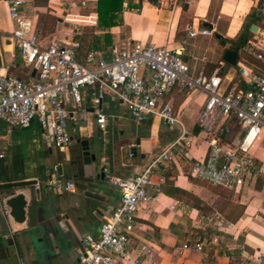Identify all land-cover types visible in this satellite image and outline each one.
<instances>
[{"label": "crops", "instance_id": "obj_1", "mask_svg": "<svg viewBox=\"0 0 264 264\" xmlns=\"http://www.w3.org/2000/svg\"><path fill=\"white\" fill-rule=\"evenodd\" d=\"M78 1L26 0L24 8L32 11L29 16L34 20L35 31L48 38L53 35L55 22L45 34L38 32L37 26L45 11L57 19L65 13L94 11L96 14V0H84L86 6L83 8L78 6ZM218 2L215 18L227 21L221 36L231 40L257 0ZM209 3L210 0H121L117 25L84 28L100 40L106 33L108 46L140 41L178 49L195 71L205 72L208 67L211 73L216 69L223 71L220 76L234 81L238 63L245 62L261 69L250 55L245 57L242 53L235 66L225 62L222 54L228 49L227 42L221 45L216 38L211 41L207 36L186 35L189 27L195 28L208 21ZM260 9L264 13V2ZM208 22V28L215 30L213 22ZM263 22L262 19L260 24ZM260 24H251L255 28L250 41L257 39V32L262 29ZM13 26L7 15L6 1L0 0V67L9 75L25 78L28 68L21 63L18 50L9 38ZM192 56L196 60L191 59ZM179 92L182 93L173 87L165 99L175 108H183L181 119L188 122L187 128L192 135L190 152L193 157L203 156L207 144L201 139V133L191 131L203 96L197 95V99L188 102L190 96L184 95L175 104L174 95ZM119 106L123 107L121 116L135 127L133 136H123L122 128L114 132V119L120 117ZM101 108L106 117V132L101 134L97 130L91 107L87 106L77 115V133L61 149L53 146L50 130L40 128L35 121L24 128L9 127L0 121V150L4 153L0 159V184L37 180L38 185L37 188L34 185L0 188V198L22 193L27 202L21 223H7L0 209V264H78V252L84 248L81 239L86 234L95 235L99 223L119 201L118 189L106 176L126 178L139 173L168 143L166 138L172 128L160 129L164 124L158 117L135 123L124 106L110 95L102 100ZM93 133L103 144L98 155L100 163L83 164L80 140L86 139L94 145ZM249 153L264 168V133L250 146ZM54 163L59 166L60 177L73 183L72 189L56 193L45 186L46 170ZM101 165L104 166L102 178L96 176ZM168 169L167 177L162 172L154 174V179L162 177L159 190L151 192L150 198L139 204L135 213L132 243L145 242L153 252V257L141 264H264V174L245 179L238 190H225L192 178L188 173L189 162L181 157H176ZM215 217H221L230 227L217 228L213 223ZM196 234L216 236L219 242L203 254L178 250L182 242L193 239Z\"/></svg>", "mask_w": 264, "mask_h": 264}, {"label": "built area", "instance_id": "obj_2", "mask_svg": "<svg viewBox=\"0 0 264 264\" xmlns=\"http://www.w3.org/2000/svg\"><path fill=\"white\" fill-rule=\"evenodd\" d=\"M5 1L8 18L14 24L9 38L29 72L20 78L0 67V121L5 125L24 128L35 121L40 128L50 130L53 146L61 149L77 133V115L87 106L97 130L106 132L101 103L110 95L135 123L156 116L169 129L174 125L179 129L139 173L126 178L106 176L118 189L119 201L99 223L95 235L83 236L78 264H141L153 257L147 243H132L135 213L151 192L159 190L162 177L154 179V174L168 168L176 157L189 162L192 178L225 190H238L245 179L264 174L263 164L249 153L250 146L264 133V28L258 30L257 39L248 40L241 48L261 69L238 63L234 81L220 76L216 69L209 75L201 69L195 71L181 51L165 45L124 42L107 52L84 47L78 38L80 27L96 26L94 11L65 13L55 21L53 35L45 38L35 31L34 20L26 14V0ZM78 6L85 7V1H78ZM213 31L211 27H189L186 35L210 36ZM173 87L186 96H203L195 118L201 139L207 144L203 156L193 157L190 152L192 135L182 122L183 108H175L165 99ZM230 116L237 124L234 132L227 122ZM3 157L0 150V159ZM43 183L56 193L73 188L71 181L60 177L56 163L47 168ZM6 199L0 198L3 219L15 222ZM213 223L217 228L230 227L221 217H215ZM218 242L216 236L197 235L182 242L178 250L203 254Z\"/></svg>", "mask_w": 264, "mask_h": 264}, {"label": "trees", "instance_id": "obj_3", "mask_svg": "<svg viewBox=\"0 0 264 264\" xmlns=\"http://www.w3.org/2000/svg\"><path fill=\"white\" fill-rule=\"evenodd\" d=\"M214 2H215V0H210L208 10H207V14H206L207 16H209L212 9H215L217 7L218 4L215 7ZM263 2H264V0H257L256 5L251 6L249 8L248 12L245 14V16L241 22V25H240L238 32L236 33V35L234 36L233 39L226 40L225 38H223L221 36V34H219L216 31V29L213 31V33L211 35L213 38H216V40L221 45H223L225 42H227L228 43L227 48L236 52V60H235L234 66L236 65L238 57H242L243 55L245 57L249 56L247 53L242 51L241 48L246 44V42L249 39H251V37L253 35V33L250 32V30H249V27L251 26V24L259 25L260 21L263 19V13H261V9H260V6L263 4ZM120 9H121V0H96L95 11L97 14V22H96V26H94V27L98 26L100 28H102V27L103 28H109L113 25H117L118 22L116 21V18L120 12ZM44 17L46 19H49L48 21L51 23L58 20L56 17L51 16L49 14H45ZM203 25H204V27H208L210 25V23L208 21H205L202 24H200L201 27ZM260 25H261V28H264V22H263V24H260ZM50 28H52V27H50ZM78 38L80 39L82 44L85 45V47H87L89 49H93V50L100 49V50H103L104 52H107L111 47V46H108L109 40H108V36L106 33L103 35L101 40L99 39L98 36L92 34V32L89 34V36L87 37V39L85 41H84V38L81 36V34L79 35ZM86 43H87V45H86ZM102 46L106 47L105 50L101 49ZM241 53H242V56H239V55H241ZM255 64H256V62H255ZM222 72L223 71L217 70L218 74H221ZM209 74H210V71L207 73V75H209ZM237 78H238V76L236 77V80H237ZM227 122L230 125L232 132H234L237 129V124H236L235 120L233 119V117L230 116ZM191 131L193 134H196L199 132V128L197 127V125L195 123L192 126ZM168 173H169L168 168H166L165 170L162 171V175L165 177H167ZM187 240H190V239H187Z\"/></svg>", "mask_w": 264, "mask_h": 264}, {"label": "rangeland", "instance_id": "obj_4", "mask_svg": "<svg viewBox=\"0 0 264 264\" xmlns=\"http://www.w3.org/2000/svg\"><path fill=\"white\" fill-rule=\"evenodd\" d=\"M214 3H215V7H216V5L218 4V0H215ZM214 12H215V9H212V11L210 12L207 20L210 21V22H213L214 27H215L216 31L219 34H224V30H225L227 21H226L225 18L216 19ZM26 14H28L30 16L32 15V11H31L30 8L26 9ZM45 14H49V13L47 11L42 13L40 15V18H39V21H38L39 23L37 25L38 26V32H40L42 34H45L46 32H49L50 29H51L50 27H52L54 25V22H52L53 23L52 24L51 22L48 21L49 19H46L44 17ZM49 15H51V14H49ZM51 16H53V15H51ZM80 31H82L81 32V36L84 38V41H85L87 39V37L89 36L91 31L89 29L84 28V27H80ZM207 37H209L210 40L213 38L212 36H207ZM80 54H81V51H80ZM250 61H251V59H250ZM207 68L205 69L206 73H208L209 70H210V68H209V70ZM178 94L174 95L175 104H177L183 98V96L186 95L185 92H182L179 95ZM188 95L190 96L188 102H191L192 100H195V98L197 99L196 95H194V94H188ZM198 100H199V98H198ZM195 104H197V103H195ZM122 110H123V107L119 106L118 112L120 114V117L117 118V119H114V122H113L114 126H115L114 127V132H117L118 128H122L123 131H124L123 132V136H133V131L135 130V127L133 126V124H131L129 122V120L127 118H123L121 116ZM197 113H198V110H197ZM88 120L90 121V123H92V121H93L91 116L88 117ZM182 122L185 124L186 127H188V122H186V120H184V118H182ZM160 129H165L166 130L165 125H160ZM85 130H87V129H85ZM169 132L170 133L168 134V137L166 138V141L168 143L178 134L179 129H178V127L176 125H174V126H172V131H169ZM91 138H92L93 142L95 143L94 144L95 145V151L99 155V151L103 149V144H101L100 137L96 133H93ZM204 185H206V184H204ZM207 186H209V185H207ZM216 188H219V187H216ZM219 189H221V188H219Z\"/></svg>", "mask_w": 264, "mask_h": 264}, {"label": "water", "instance_id": "obj_5", "mask_svg": "<svg viewBox=\"0 0 264 264\" xmlns=\"http://www.w3.org/2000/svg\"><path fill=\"white\" fill-rule=\"evenodd\" d=\"M155 2V0H153ZM254 26L251 25L249 27V30L251 32L254 31ZM222 59L229 63L230 65H234L236 60V52L233 50H224L222 54ZM34 71H31V75H33ZM92 149H95V145H91L89 141L86 139L80 140V157L81 162L83 164L90 165L91 163H100V158L98 157L97 152ZM132 149V148H131ZM104 166H99L97 177H104L103 173ZM37 180H20V181H14V182H8L0 184V188L3 187H19V186H27V185H34ZM36 192V189L34 190ZM5 203L9 206L10 214L13 218V221L21 223L24 220L25 215V209H26V199L22 193H17L15 195H12L8 197L5 200ZM84 249V248H83ZM82 251V250H81Z\"/></svg>", "mask_w": 264, "mask_h": 264}, {"label": "flooded vegetation", "instance_id": "obj_6", "mask_svg": "<svg viewBox=\"0 0 264 264\" xmlns=\"http://www.w3.org/2000/svg\"><path fill=\"white\" fill-rule=\"evenodd\" d=\"M82 240H83V238L81 239V242H82V244H83V241H82Z\"/></svg>", "mask_w": 264, "mask_h": 264}]
</instances>
